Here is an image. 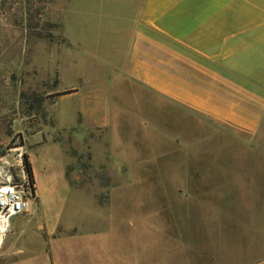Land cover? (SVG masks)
Instances as JSON below:
<instances>
[{
	"label": "rangeland",
	"instance_id": "374dc122",
	"mask_svg": "<svg viewBox=\"0 0 264 264\" xmlns=\"http://www.w3.org/2000/svg\"><path fill=\"white\" fill-rule=\"evenodd\" d=\"M121 1L0 0V181L30 187L22 158L29 155L39 200L35 191L28 212L38 215L26 228L108 220L112 192L141 175L233 183L230 192L259 194L264 223V119L258 131L246 132L115 71L111 39L121 30L126 38L138 15L137 0ZM94 113L100 122L85 117ZM122 205L124 198L114 209ZM28 212L12 218L7 243H26L20 234ZM120 227L134 240L132 249L126 241L118 246L116 264L145 256L157 264L163 252L144 248L157 230Z\"/></svg>",
	"mask_w": 264,
	"mask_h": 264
},
{
	"label": "crops",
	"instance_id": "0c3cea01",
	"mask_svg": "<svg viewBox=\"0 0 264 264\" xmlns=\"http://www.w3.org/2000/svg\"><path fill=\"white\" fill-rule=\"evenodd\" d=\"M134 4L138 15L126 38L121 30L111 39L110 56L118 58L115 71L168 94L178 106L258 131L264 119V0ZM100 115L85 117L100 122ZM105 115L110 120L111 114ZM221 181L130 176L112 192L109 219L92 220L87 227L40 222L29 232L28 223L38 215L32 209L20 234L26 243H7L6 236L0 264H116L118 246L126 241L132 249L134 240L120 232L124 224L125 231L140 225L157 230V239L144 245L147 251L163 252L157 264H264L263 212L255 203L259 194L230 192L233 183ZM35 196L39 200L37 191ZM123 198L124 206L114 209ZM145 257L136 264H149Z\"/></svg>",
	"mask_w": 264,
	"mask_h": 264
},
{
	"label": "built area",
	"instance_id": "2783aa9c",
	"mask_svg": "<svg viewBox=\"0 0 264 264\" xmlns=\"http://www.w3.org/2000/svg\"><path fill=\"white\" fill-rule=\"evenodd\" d=\"M0 166V177H3ZM35 196L25 182L18 185L11 181H0V247L10 231L11 220L18 214L28 212Z\"/></svg>",
	"mask_w": 264,
	"mask_h": 264
},
{
	"label": "trees",
	"instance_id": "16d2710c",
	"mask_svg": "<svg viewBox=\"0 0 264 264\" xmlns=\"http://www.w3.org/2000/svg\"><path fill=\"white\" fill-rule=\"evenodd\" d=\"M65 94H59V96H62V95H65ZM22 158H23V165H24L25 173L27 175L28 183L30 185V188L33 191V194L35 195V191H36L35 184H36V182H35L33 166H32V164L30 162L28 154H26V153L23 154Z\"/></svg>",
	"mask_w": 264,
	"mask_h": 264
}]
</instances>
